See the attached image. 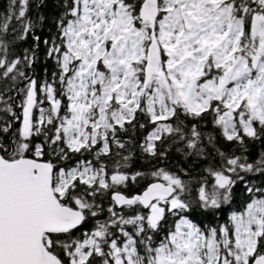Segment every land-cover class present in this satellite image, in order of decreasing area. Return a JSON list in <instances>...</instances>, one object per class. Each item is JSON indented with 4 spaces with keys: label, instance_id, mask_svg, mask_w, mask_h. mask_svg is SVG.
Returning <instances> with one entry per match:
<instances>
[{
    "label": "snow or ice",
    "instance_id": "6c2138e0",
    "mask_svg": "<svg viewBox=\"0 0 264 264\" xmlns=\"http://www.w3.org/2000/svg\"><path fill=\"white\" fill-rule=\"evenodd\" d=\"M0 264H264V0H0Z\"/></svg>",
    "mask_w": 264,
    "mask_h": 264
}]
</instances>
